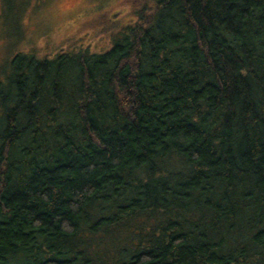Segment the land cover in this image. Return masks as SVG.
<instances>
[{
  "label": "trees",
  "instance_id": "16d2710c",
  "mask_svg": "<svg viewBox=\"0 0 264 264\" xmlns=\"http://www.w3.org/2000/svg\"><path fill=\"white\" fill-rule=\"evenodd\" d=\"M126 3L0 82V264H264V0Z\"/></svg>",
  "mask_w": 264,
  "mask_h": 264
},
{
  "label": "rangeland",
  "instance_id": "374dc122",
  "mask_svg": "<svg viewBox=\"0 0 264 264\" xmlns=\"http://www.w3.org/2000/svg\"><path fill=\"white\" fill-rule=\"evenodd\" d=\"M128 0H0V82L15 54L54 58L79 45L90 53L109 48L129 20Z\"/></svg>",
  "mask_w": 264,
  "mask_h": 264
}]
</instances>
